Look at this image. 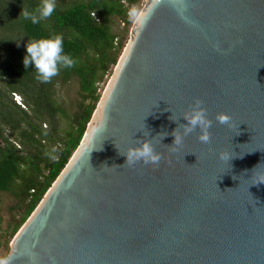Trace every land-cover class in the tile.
<instances>
[{"label": "water", "instance_id": "water-1", "mask_svg": "<svg viewBox=\"0 0 264 264\" xmlns=\"http://www.w3.org/2000/svg\"><path fill=\"white\" fill-rule=\"evenodd\" d=\"M140 14L11 264H264V0H146ZM197 97L211 143L197 129L172 145L170 117L186 124ZM138 139L160 163L111 167Z\"/></svg>", "mask_w": 264, "mask_h": 264}, {"label": "trees", "instance_id": "trees-1", "mask_svg": "<svg viewBox=\"0 0 264 264\" xmlns=\"http://www.w3.org/2000/svg\"><path fill=\"white\" fill-rule=\"evenodd\" d=\"M124 1L55 0L53 15L33 24L20 13L23 8L34 11L41 0H0V192L15 199L5 226L0 215V249L9 250L14 234L77 148L101 86L125 45L124 35L113 30L114 17L124 23L126 34L128 11L140 0ZM56 34L63 37L64 52L78 63L71 69L61 67L43 83L34 65L24 66L26 44ZM72 77L78 79L84 100L69 112L60 104L54 84ZM12 93H18L24 106ZM61 120L65 123L58 128Z\"/></svg>", "mask_w": 264, "mask_h": 264}, {"label": "clouds", "instance_id": "clouds-1", "mask_svg": "<svg viewBox=\"0 0 264 264\" xmlns=\"http://www.w3.org/2000/svg\"><path fill=\"white\" fill-rule=\"evenodd\" d=\"M55 8V0H41V3L34 11H29L27 8H23L20 15L25 19H30L33 24H36L39 23L40 19L51 17ZM128 16L131 20L138 23L143 21V17L136 7L129 9ZM217 50H220L218 46ZM229 50L223 51L226 54ZM26 51L27 54L23 61L25 68L29 65H34L37 79L43 83H48L53 77L57 76L61 67L71 69L78 63V61L70 54L64 52L63 37L60 34L38 39H30L26 44ZM182 116L187 121L186 124H179L177 118L173 115L170 117L171 120L177 121L178 123V127L172 132L174 137L172 145L182 144L184 138L196 132L197 129H199L197 139L204 144L211 143V133L209 129L211 128L213 121L209 118L207 109L203 106V101L200 98H195L189 109L185 111ZM215 120L221 125H231V116L224 112L216 113ZM163 135H167V133H164ZM148 136L149 132L144 133V137ZM119 153L126 155V163L124 165L114 164L111 167L120 168L125 165L131 167L141 162L144 165H158L163 159L162 154L156 150L151 139H138L136 140V143L130 145L126 151L122 152L119 149ZM230 157L231 156L227 154H221L220 156L222 160L228 161ZM103 167L108 166L105 164ZM261 182H264V175L259 176L253 184ZM11 261V255L0 258V264H11Z\"/></svg>", "mask_w": 264, "mask_h": 264}, {"label": "rangeland", "instance_id": "rangeland-1", "mask_svg": "<svg viewBox=\"0 0 264 264\" xmlns=\"http://www.w3.org/2000/svg\"><path fill=\"white\" fill-rule=\"evenodd\" d=\"M146 0H140L138 3L132 5V7H136L139 12L142 9L143 5L145 4ZM2 20V16H0V21ZM134 20L130 19V23L128 24V30L125 32V25L123 22H121L118 18L114 17V23H113V30L114 32L118 33L119 35H124L125 37V45L127 44L130 35H131V27L133 25ZM124 45V47H125ZM124 47L122 48L120 55L124 49ZM119 55V57H120ZM118 57V59H119ZM114 69V68H113ZM113 72V70H112ZM112 76V74L110 76H107L105 79V82L103 83V85L101 86V90L100 92L102 93L107 82L109 81L110 77ZM55 91L58 97V100L60 102V104L62 106H64L69 112L75 111L78 108V104L80 102H82L83 99V95L80 91L79 88V84H78V79L76 77H72L70 80L68 81H60L57 80L55 82ZM14 94L18 93H12V97H14L15 99L19 97V95L15 97ZM17 100V99H16ZM21 100V106H24L22 98H20ZM87 101V100H85ZM64 120H61L59 122L58 128L63 127L64 125ZM45 125V124H44ZM15 204V199L8 193L6 192H0V215H2L3 217V226L6 225V221L10 219L11 214L13 212V205ZM9 247V245H8ZM8 248H3L0 249V258H3L5 256V254L8 252Z\"/></svg>", "mask_w": 264, "mask_h": 264}, {"label": "built area", "instance_id": "built-area-1", "mask_svg": "<svg viewBox=\"0 0 264 264\" xmlns=\"http://www.w3.org/2000/svg\"><path fill=\"white\" fill-rule=\"evenodd\" d=\"M123 2L126 3L124 0H123ZM14 95L16 97L17 94H14ZM13 99L15 100L16 103H18V104L21 103L20 96L18 98H16L17 100L14 97H13Z\"/></svg>", "mask_w": 264, "mask_h": 264}]
</instances>
